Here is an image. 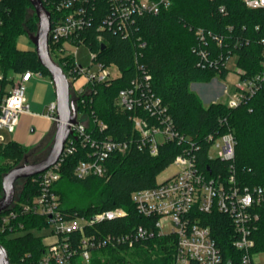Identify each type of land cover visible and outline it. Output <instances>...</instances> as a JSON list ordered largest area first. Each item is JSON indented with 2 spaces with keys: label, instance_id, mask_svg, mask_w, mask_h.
<instances>
[{
  "label": "trees",
  "instance_id": "16d2710c",
  "mask_svg": "<svg viewBox=\"0 0 264 264\" xmlns=\"http://www.w3.org/2000/svg\"><path fill=\"white\" fill-rule=\"evenodd\" d=\"M51 11L57 0H42ZM96 17L83 33L90 49L97 53L96 60L106 65H115L120 75L108 83L98 84L91 93L75 97L79 118L87 122V131L92 136H110L116 140L138 137L131 116L133 110H122L115 104L121 89L130 86L137 73L136 58L151 74V86L167 106L177 130L198 140L201 149L198 161L201 166L210 165L224 175L233 173L240 185H264V89L242 101L236 107L222 102L204 105L199 95L191 89L193 82H207L216 75L225 77L228 69L224 63L231 54L238 55V66L246 71L244 76L260 71L264 36V8L253 9L243 0H172L171 6L159 13H142L130 25L129 35L119 31L98 30L105 16V0H96ZM223 8V10H222ZM29 9L33 10L29 13ZM0 16V67L11 71L48 70L41 64L36 51L21 50L16 38L22 32L38 29V18L29 0H1ZM201 28L204 40L196 31ZM98 35L103 39L98 40ZM141 46V43H144ZM104 44V48H102ZM52 47V44H51ZM203 53L206 54L204 57ZM218 59L216 64H210ZM57 62L67 72V66ZM205 65V66H204ZM148 116V115H146ZM98 121L106 124L101 130ZM234 132L235 156L231 160L209 159L208 133ZM182 144L176 141L163 143L157 155L136 143L121 154L112 153L105 161V176L90 175L80 178L75 168L81 160L90 158L89 146L66 156L60 165L61 177L54 184L60 195L61 205L67 216L93 214L101 210L122 207L127 215L98 223L90 231L102 234L132 233L139 226H151L149 218L138 213L131 195L133 191L152 187L158 175L168 167L181 152ZM27 146L10 142L0 147V156L19 158ZM0 166V192L5 174ZM10 170V169H8ZM74 187H81L88 195L76 197ZM40 192V186L32 177L24 178V186L11 206L1 212L30 201ZM87 196V197H85ZM259 219L251 237L254 252H264V202L258 206ZM221 249L222 264H240L241 253L234 245V230L227 215L215 212L204 220ZM12 230L0 231V243L6 248L10 264H39L46 244L43 235L34 230L48 227L43 215L19 214ZM22 225V227H20ZM153 229V228H151ZM94 254L90 264H130L128 253L134 251L140 260L133 264H175L176 243L174 235H154L135 242L134 246H107ZM96 252V251H95ZM72 264H83L78 258Z\"/></svg>",
  "mask_w": 264,
  "mask_h": 264
},
{
  "label": "built area",
  "instance_id": "2783aa9c",
  "mask_svg": "<svg viewBox=\"0 0 264 264\" xmlns=\"http://www.w3.org/2000/svg\"><path fill=\"white\" fill-rule=\"evenodd\" d=\"M105 1L108 11L97 29L109 28L125 35H129L130 25L137 15L159 13L169 8L172 3V0ZM243 1L253 9L264 8V0ZM96 4V0H57L52 4L54 19L51 18L49 33L50 54L56 62L60 60L67 66V72H64L70 83L71 78L76 80V96L91 93L96 85L108 83L120 75L117 66L96 60L97 53L86 42L87 35L83 32L95 21ZM48 11L51 14L49 9ZM2 23L0 16V26ZM196 35L204 40L203 29L199 28ZM102 39L103 36L98 35V40ZM260 43V71L244 76L246 71L238 69L240 83L235 86L234 94L225 103L227 106L236 107L264 89V36ZM144 45L145 42L141 43V46ZM203 55L206 56L205 53ZM233 55L237 54L226 57L224 65L227 69V62ZM217 61L218 59H214L210 64H216ZM136 66L134 79L129 87L119 91L115 104L122 110L137 112L131 116L134 130L138 133L137 139L116 140L110 136H92L87 131V122L81 120L77 112V122L72 124L73 134L68 137L59 161L44 172L32 176L39 183L40 192L30 201L0 213V231L12 230L15 227L13 222L19 214L45 216L54 240L46 243L39 264H72L75 258L83 264H90L95 251L107 246L132 247L136 241L153 236L154 230L160 235H174L175 264H222L221 249L210 226L204 221L208 214L220 212L230 219L235 235L233 245L241 253L240 264H264L257 259V252L252 251L255 242L251 237L260 216L258 206L264 202V185L243 186L237 183L233 173L224 175L218 169L214 171L210 165L201 166L198 161L201 144L177 130L167 106L152 90L150 72L137 58ZM42 74L41 71L31 69L6 73L0 67V132L7 129L14 133L22 114H36L28 101L26 83ZM79 79L84 80L80 85L77 84ZM43 115L56 123L57 102L52 101ZM98 123L101 130L106 128L102 121ZM205 140L210 143L209 159L234 158L236 139L230 128L223 133L210 132ZM170 141L182 144L181 152L170 164L174 171L161 180L157 179L156 185L135 190L131 195L138 213L151 220L150 227L139 225L132 233L120 234L90 231L98 223L126 216L127 211L122 207L93 214L67 216L64 213L54 184L61 177V162L66 156L75 153L78 147L89 146L90 149V158L81 160L75 168V174L85 178L90 175L105 176L106 159L112 153H126L133 143L140 148H146L151 155H157L160 146ZM4 144V137L0 133V147Z\"/></svg>",
  "mask_w": 264,
  "mask_h": 264
},
{
  "label": "rangeland",
  "instance_id": "374dc122",
  "mask_svg": "<svg viewBox=\"0 0 264 264\" xmlns=\"http://www.w3.org/2000/svg\"><path fill=\"white\" fill-rule=\"evenodd\" d=\"M33 10L29 9V13H32ZM39 27V23H38ZM38 29L28 33L22 32L16 38V45L21 50H33L35 51V44L32 40L31 35H35ZM228 73L225 77L216 75L210 81L207 82H193L191 84V89L196 92L199 97L202 99L204 105H208L213 100L217 102L227 103L231 96L234 94L235 86L240 83V74L238 73V57L233 55L227 62ZM114 69H116L114 67ZM14 71H11L13 73ZM75 83L76 80L71 78L70 83V93L71 99L75 100ZM77 84L80 85V82L77 81ZM26 91L29 103L32 104V109L37 111L47 110L48 105L52 101H56V91L55 86L52 80V77L49 72L43 73L41 76L33 77L29 82L26 83ZM80 115V114H79ZM81 116V115H80ZM21 125L16 132H10L7 129L1 130V135L4 137L5 143L18 142L20 144L26 145L27 150L24 155L19 158H8L6 156H0V166H2L6 173L8 169H12L24 162H37L43 159L48 152L50 151L54 137H55V125L50 128V130L42 137L41 135L48 129L53 123L49 120L42 118L40 116L35 117L31 115L22 114L20 117ZM34 127L35 131L31 132V128ZM40 138V139H39ZM35 144L30 145L32 142L38 140ZM212 153H215L214 151ZM174 171V167L169 165L166 167L157 177L158 180L165 178L167 175L171 174ZM24 186V179H20L16 182V196L21 192ZM75 196L83 198L84 195H88L81 187H74ZM3 194V190L0 192V197ZM87 197V196H85ZM36 234L45 235L49 230L42 229L40 231L34 230ZM94 254H99V251L94 252ZM130 259V264H133V261L140 260L136 253H128ZM257 259L261 262H264V252H257Z\"/></svg>",
  "mask_w": 264,
  "mask_h": 264
},
{
  "label": "water",
  "instance_id": "95a60500",
  "mask_svg": "<svg viewBox=\"0 0 264 264\" xmlns=\"http://www.w3.org/2000/svg\"><path fill=\"white\" fill-rule=\"evenodd\" d=\"M38 18V31L31 35L35 51L41 64L50 73L56 91L58 120L55 123V137L48 154L37 162H24L7 171L2 177L3 194L0 197V213L7 210L15 200L16 182L44 172L55 165L64 150L65 143L73 134L72 124L77 122V109L71 99L70 81L63 68L52 58L49 47L51 14L42 0H29ZM104 48V44H102ZM0 264H10L8 252L0 243Z\"/></svg>",
  "mask_w": 264,
  "mask_h": 264
},
{
  "label": "crops",
  "instance_id": "0c3cea01",
  "mask_svg": "<svg viewBox=\"0 0 264 264\" xmlns=\"http://www.w3.org/2000/svg\"><path fill=\"white\" fill-rule=\"evenodd\" d=\"M79 82H80V84H81V82H83L84 80H82V79H79L78 80ZM216 101V100H215ZM30 105H31V109L33 108L32 107V104L30 103ZM34 112H36V114H34V113H25V115H31V116H35V117H38V116H40V117H42V118H45V119H47V120H49L50 122H52L53 124L52 125H50L49 127H48V129L47 130H45V132L41 135V137L40 138H42L49 130H50V128L51 127H53V125H55V123L53 122V121H51L47 116H45V115H43L44 113H46V111H45V109H43V111H37V110H34V109H32ZM38 113V114H37ZM21 120L22 119H20V122H19V125H18V127H17V130H18V128L20 127V125H21ZM16 130V131H17ZM15 131V132H16ZM35 131V128L34 127H32L31 128V132H34ZM39 138V139H40ZM39 139L38 140H36V141H34V142H32L30 145H32V144H35L37 141H39ZM44 229H47V230H49V228L48 227H46V228H44ZM54 240V236L50 233V231L49 232H47V234H45L44 236H43V241H44V243L46 244V243H50L51 241H53ZM264 263V262H263Z\"/></svg>",
  "mask_w": 264,
  "mask_h": 264
}]
</instances>
